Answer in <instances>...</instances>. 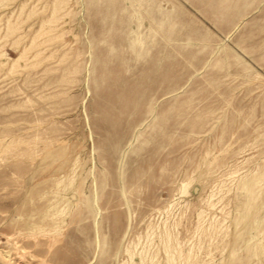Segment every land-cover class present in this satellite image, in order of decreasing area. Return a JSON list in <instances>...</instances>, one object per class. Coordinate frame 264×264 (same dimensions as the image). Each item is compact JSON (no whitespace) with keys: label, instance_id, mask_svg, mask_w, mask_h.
<instances>
[{"label":"rangeland","instance_id":"obj_1","mask_svg":"<svg viewBox=\"0 0 264 264\" xmlns=\"http://www.w3.org/2000/svg\"><path fill=\"white\" fill-rule=\"evenodd\" d=\"M0 264H264V0H0Z\"/></svg>","mask_w":264,"mask_h":264},{"label":"bare ground","instance_id":"obj_2","mask_svg":"<svg viewBox=\"0 0 264 264\" xmlns=\"http://www.w3.org/2000/svg\"><path fill=\"white\" fill-rule=\"evenodd\" d=\"M191 182H189L188 184H185V185L182 186V189H180L181 190V194H183V195L185 194L186 195L188 193L189 187L191 186ZM130 256H132V255H130ZM4 261H9V260H4Z\"/></svg>","mask_w":264,"mask_h":264}]
</instances>
